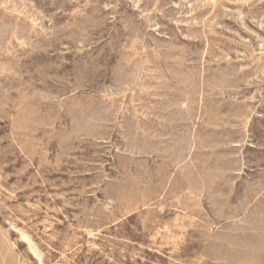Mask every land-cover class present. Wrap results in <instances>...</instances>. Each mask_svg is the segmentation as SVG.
<instances>
[{
    "label": "rangeland",
    "instance_id": "rangeland-1",
    "mask_svg": "<svg viewBox=\"0 0 264 264\" xmlns=\"http://www.w3.org/2000/svg\"><path fill=\"white\" fill-rule=\"evenodd\" d=\"M0 264H264V0H0Z\"/></svg>",
    "mask_w": 264,
    "mask_h": 264
},
{
    "label": "bare ground",
    "instance_id": "bare-ground-1",
    "mask_svg": "<svg viewBox=\"0 0 264 264\" xmlns=\"http://www.w3.org/2000/svg\"><path fill=\"white\" fill-rule=\"evenodd\" d=\"M146 39V38H145ZM224 43V42H223ZM31 188V187H30ZM57 198V197H56ZM98 239V238H97Z\"/></svg>",
    "mask_w": 264,
    "mask_h": 264
}]
</instances>
